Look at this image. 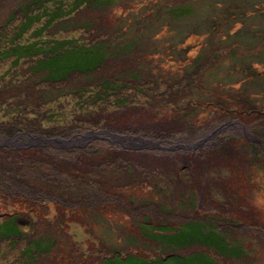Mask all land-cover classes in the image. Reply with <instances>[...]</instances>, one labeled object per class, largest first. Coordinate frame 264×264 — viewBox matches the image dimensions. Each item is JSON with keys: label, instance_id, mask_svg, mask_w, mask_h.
Listing matches in <instances>:
<instances>
[{"label": "rangeland", "instance_id": "rangeland-1", "mask_svg": "<svg viewBox=\"0 0 264 264\" xmlns=\"http://www.w3.org/2000/svg\"><path fill=\"white\" fill-rule=\"evenodd\" d=\"M92 2L0 0V264H264V0Z\"/></svg>", "mask_w": 264, "mask_h": 264}, {"label": "trees", "instance_id": "trees-1", "mask_svg": "<svg viewBox=\"0 0 264 264\" xmlns=\"http://www.w3.org/2000/svg\"><path fill=\"white\" fill-rule=\"evenodd\" d=\"M99 3L102 4L103 3V0H93V2H92V4H94V5H99ZM81 4L82 3H79V5H81ZM26 29H28V26L23 31H25ZM30 46L29 45H26V46H24V45H21V46L20 45H17L15 47V49H12V50H9V51L14 52V54L16 56V59H15L16 61H18L22 57L35 56V55H39V54H42L43 53V52H39V51H35V50L34 51H31V52H28L26 49L30 48ZM100 48H99L100 49V53H94L93 55L92 54H88V57H86V55H78V56H75V57H78L77 60L79 62H81V61L82 62H86V63L88 61L90 62V66L84 68L86 71L87 70L88 71L93 70V69L97 68L98 65L100 64L99 63V59H98V61H96L97 60L96 58L100 57L103 54L101 52V50H103L102 49V46ZM54 52H57V54H62V53L58 52L57 50L54 51ZM0 54H1V52H0ZM6 56H8V55L5 54V53H2L0 55V58H4ZM54 56L55 55H53V57L51 56V57H48V58H41L36 63V64H38V66H39L38 68L41 71L42 70H48L49 71V73L47 74V77H48L47 80L58 81V80L65 79L68 74H70V73H72L74 71H77V70H83L84 71L83 68L77 66L76 68L74 67L73 69H71V70H69V71H67V72L64 73V72H62V68L67 65V62L68 61H66V60L64 61L62 58L59 59V58L54 57ZM57 56H59V55H57ZM93 61H94V63H93ZM51 72H55L56 75H54V76L52 75L51 76ZM260 150L258 149L257 152H262ZM168 230H170V229H168ZM160 232H162L161 234H163L164 231H160ZM0 235H2V234H0ZM14 236H17V235H14ZM7 237H10V236H5L4 235V238H7Z\"/></svg>", "mask_w": 264, "mask_h": 264}, {"label": "bare ground", "instance_id": "bare-ground-1", "mask_svg": "<svg viewBox=\"0 0 264 264\" xmlns=\"http://www.w3.org/2000/svg\"><path fill=\"white\" fill-rule=\"evenodd\" d=\"M100 47H101V45H97V44L89 45L88 47L80 45V46H77V47H70V48L66 47V48H64L62 50L61 49L58 50V52H60L62 54H66V53L71 54V53H73V54H71V57L72 56H78V55H86L88 52H91L89 54H92L93 55L94 53H100V49H101ZM73 50L75 52H73ZM111 51L112 50H110V49L109 50H106V51L101 50V52L103 54L100 57L96 58L97 59L96 61H98V59H99V63L101 64L103 61H105L107 59V57H108L107 55L112 54ZM56 54H57V52H52V54H50V57L51 56L53 57V55H55L54 57H57V55H59V54H57V55ZM100 64L98 65V67L100 66ZM95 69H93V70H95ZM100 131H102V130H99V132ZM108 134L111 136V140H113V141H117L118 136H122V135H118V134H114V133H108ZM94 135L95 134H92L91 136L93 137ZM122 139L125 141V139H131V138L130 137H125V138H122ZM0 140H1V138H0ZM5 140L6 141L19 140V136H14L12 138H5ZM131 140L134 141L135 140L134 137H132ZM70 141L71 140H69V139H63V141H60V143H62L63 146H60V145H58V146L63 147V150H62V148H56V151H58L59 154L61 153L62 158H63L62 160H65L67 158L68 159V162L72 163L73 166L74 165L77 166L78 165V162H76V161H79V159H80V162H81V159H85L86 156H88L90 154V152H89V150L85 151V148L69 149L71 146H73ZM98 143L100 145H104V143H100V142H98ZM132 145H134V144L132 143ZM149 145H152V143H150ZM148 147H150V146H148ZM67 150H70V154L72 152H73V154L70 155L68 153L69 151L67 152ZM81 150H83V152ZM63 151H65V152H63Z\"/></svg>", "mask_w": 264, "mask_h": 264}, {"label": "water", "instance_id": "water-1", "mask_svg": "<svg viewBox=\"0 0 264 264\" xmlns=\"http://www.w3.org/2000/svg\"><path fill=\"white\" fill-rule=\"evenodd\" d=\"M125 137L126 136H118L117 141H119L120 143H123V144H127V143H124V140L122 139V138H125Z\"/></svg>", "mask_w": 264, "mask_h": 264}, {"label": "flooded vegetation", "instance_id": "flooded-vegetation-1", "mask_svg": "<svg viewBox=\"0 0 264 264\" xmlns=\"http://www.w3.org/2000/svg\"><path fill=\"white\" fill-rule=\"evenodd\" d=\"M256 150V149H255Z\"/></svg>", "mask_w": 264, "mask_h": 264}]
</instances>
